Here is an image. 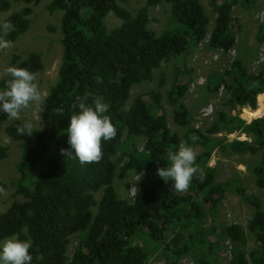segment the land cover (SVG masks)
<instances>
[{"label":"trees","instance_id":"trees-1","mask_svg":"<svg viewBox=\"0 0 264 264\" xmlns=\"http://www.w3.org/2000/svg\"><path fill=\"white\" fill-rule=\"evenodd\" d=\"M12 1L26 5L5 20L15 26L7 37L14 43L29 30L31 7L43 0ZM12 1L0 0V13L9 12ZM120 1L128 3L52 0L48 5L51 12H62V62L58 81L40 107L43 128L33 131L32 136L17 134L16 125L21 121L6 128L7 135L23 151L15 200L0 213V240L13 234L30 240L31 264H146L150 251L131 244L132 237L146 232L150 244L158 245L166 240L167 231L184 219L186 207L197 208L192 196L171 190V182L166 183L157 175L158 168L170 164L168 153L178 150L180 142L188 144L193 139L205 151L197 155L196 163L203 175L193 177L189 187L192 192L199 194L212 212L229 191L238 193L254 210L246 227L258 249L247 256L245 227L228 224L222 230L231 247L228 264H264V210L260 199L236 181L217 182L216 170L209 165L213 147L223 153L260 155L253 170L257 186L264 189V117L247 123L238 114L233 115L237 108H257L258 97L264 94V63L257 73H251L237 59L223 73L211 75L207 89L212 93L225 91L228 98L224 105L228 111H216L206 133L191 127L192 117L185 103L194 82L191 70L176 69L167 95L175 124L187 128L183 137L170 130L169 112L160 91L142 94L129 105L135 86L152 81L157 70L193 53L206 39L213 50L233 51L237 45L234 7L250 0H211L216 13L212 26L200 0H147L134 12ZM163 3L170 7V20L158 34L149 28L150 10ZM112 15L121 23L109 29L107 19ZM258 38L264 40V36ZM13 66L35 74L44 68L36 53L26 58L15 56ZM183 76L189 78L182 83ZM8 79L0 82V88ZM85 94L89 103L94 96L104 97L110 106L106 114L111 117L117 135L102 141L98 162L81 164L74 156L62 155L61 149H70L66 130L71 115L79 112L72 105ZM7 120L0 113V122ZM237 133L244 134L247 140L227 138ZM220 134L225 136L213 137ZM140 140L144 142L141 151L137 144ZM32 142L34 147L28 148ZM7 156L8 149L0 146V160ZM131 171L143 174L133 202L122 199L115 187V179L125 178ZM0 187L6 188L1 180ZM195 217L203 223L201 210L195 212ZM73 239L79 241L70 256ZM185 253L179 248L174 250L178 258Z\"/></svg>","mask_w":264,"mask_h":264},{"label":"rangeland","instance_id":"rangeland-1","mask_svg":"<svg viewBox=\"0 0 264 264\" xmlns=\"http://www.w3.org/2000/svg\"><path fill=\"white\" fill-rule=\"evenodd\" d=\"M12 1V0H10ZM208 16L211 19V26L216 17V13L211 4V0H200ZM52 0H43L39 5L32 6L33 13L30 16L29 30L13 43V47L0 50V82L8 78L5 69L13 66V58L20 56L26 58L30 53L39 54L44 65L36 75V83L42 94L43 100L47 97L50 89L58 81V73L62 62L63 44L61 20L62 12H51L48 5ZM147 3V0H128L125 5L134 12ZM26 5L12 1L11 10L7 13H0V22L13 12H17ZM233 16L236 19L234 31L236 33L237 45L233 51L223 53L213 50L208 45L206 39L202 45L193 53L181 59L172 60L155 72L154 78L135 86L131 92L129 105L135 99L150 91H160L163 96L165 108L169 112V128L172 132L183 137L187 128L175 124L172 118V107L167 102V95L170 91L175 77L176 69L181 67L191 70L194 82L185 98V103L189 108L192 117L191 127L204 133L210 128L215 120L218 110L228 111L224 104L227 101V94L220 90L218 93L209 92L207 87L211 75L223 73L234 60H241L251 73H257L264 63V40L258 37L264 36V0H250L242 2L234 7ZM151 22L149 28L160 34L170 20V7L168 4H160L150 10ZM121 20L114 15L107 19L109 29L119 26ZM210 30V29H209ZM189 77L183 76L181 82H186ZM163 82V84H162ZM238 114L247 123L255 119L264 117V94L259 95L257 108H237L233 115ZM14 121H31L34 125L33 131L43 128V121L40 108L25 110L21 113L20 120L0 122V146L8 149V156L0 160V180L5 185L6 196H0V213L6 211L13 201L16 184L20 181L21 175L18 165L21 162L23 148L6 133V128ZM225 134L213 135L215 138L224 137ZM229 140H247L244 134L228 135ZM139 150L143 148V140L137 142ZM193 147L198 155L205 151L201 145L188 143ZM32 142L28 148H33ZM119 153L118 158L121 157ZM261 160L260 155H235L223 153L213 147L209 165L216 170V179L219 183L236 181L247 189L249 194L260 199L264 210V189H260L256 184V176L253 167ZM143 181V174L131 171L125 178H116L115 187L122 199L133 202L136 193ZM185 194L192 196L193 203L197 208L186 207L187 214L184 219L174 224L166 233V240L158 245L150 244L148 233H142L132 237L131 244L140 245L148 249L151 253L146 264H228L231 259V247L226 237L222 234L224 226L232 223L241 224L245 227L248 242L245 253L249 256L251 251H256L258 245L254 236L247 230V223L251 219L253 207L244 200L238 193L229 191L224 200L218 205L214 212L211 206L203 202L199 194L193 193L190 188ZM101 194L97 195V199ZM202 211L203 223L195 217L196 211ZM191 221L193 225L191 226ZM79 239H73L69 255L72 256ZM185 251V255L178 258L174 255L175 249Z\"/></svg>","mask_w":264,"mask_h":264},{"label":"clouds","instance_id":"clouds-1","mask_svg":"<svg viewBox=\"0 0 264 264\" xmlns=\"http://www.w3.org/2000/svg\"><path fill=\"white\" fill-rule=\"evenodd\" d=\"M15 31L10 21L0 22V50L13 47V41L7 37ZM5 73L10 77L3 88H0V113L9 121L20 120L25 110L40 108L43 97L36 83V75L27 68L9 66ZM77 97L73 109L79 108L70 118V126L66 130L70 149H61V154L78 158L81 164L98 162L102 157V141H110L117 135V130L107 115L109 104L103 96ZM33 123L24 121L16 125L18 135L32 136ZM74 150L75 155H73ZM197 152L186 142H180L178 150L168 153L170 164L157 169V175L166 183L171 182V190L184 192L190 187L194 176L203 175L202 169L196 163ZM7 192L0 187V196ZM32 242L20 239L19 234L0 240V264H31L30 249Z\"/></svg>","mask_w":264,"mask_h":264}]
</instances>
